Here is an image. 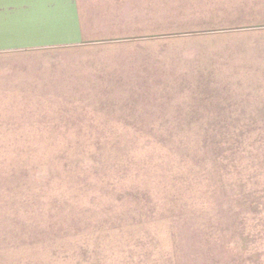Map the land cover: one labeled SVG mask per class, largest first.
<instances>
[{
    "label": "rangeland",
    "instance_id": "obj_1",
    "mask_svg": "<svg viewBox=\"0 0 264 264\" xmlns=\"http://www.w3.org/2000/svg\"><path fill=\"white\" fill-rule=\"evenodd\" d=\"M78 4L0 54V264H264V0Z\"/></svg>",
    "mask_w": 264,
    "mask_h": 264
},
{
    "label": "crops",
    "instance_id": "obj_2",
    "mask_svg": "<svg viewBox=\"0 0 264 264\" xmlns=\"http://www.w3.org/2000/svg\"><path fill=\"white\" fill-rule=\"evenodd\" d=\"M82 42L78 0H0V54Z\"/></svg>",
    "mask_w": 264,
    "mask_h": 264
}]
</instances>
